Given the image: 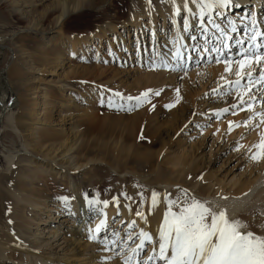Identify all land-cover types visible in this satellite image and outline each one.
Masks as SVG:
<instances>
[{"label": "rangeland", "instance_id": "374dc122", "mask_svg": "<svg viewBox=\"0 0 264 264\" xmlns=\"http://www.w3.org/2000/svg\"><path fill=\"white\" fill-rule=\"evenodd\" d=\"M138 3L139 0H126V16L121 17L117 13L120 10L119 7L117 8L118 4L116 3V6L112 0L106 2L104 0H0V113H2V107L7 106L5 114L11 115V121L8 123H4L3 116L0 118L2 129L0 131V174L11 170H8V155L11 153L15 156L24 154L27 151L25 150L27 145L28 150L36 154L29 170L36 171L38 164L45 166V170H37L39 175L41 173L40 176L43 175L42 183L53 184L54 176L56 177L55 171L63 165L61 168L63 171H59L62 179L57 178L58 184L54 183L51 186L54 195L49 198L28 194L9 183L8 179L2 180L0 203L3 201L7 203L2 205L3 216L0 218V227L5 233L14 234L13 237L18 239L25 250L19 249V254L16 256H11L1 250V264H35L43 259H46L48 264H122V257L116 255L120 251L119 247L113 245L112 251L102 250L109 246L108 241L113 238V231H119L121 235L126 233L127 222L120 211L106 218V225L99 233L94 231V238L89 239L88 229L94 230L103 219L102 201L112 200L109 187L119 188L117 184L103 181V179L100 186L87 183L95 171H98V167L102 166L113 173L118 167L120 176L126 177V180L120 181L119 185L138 192L144 188L136 176L138 178L144 176L146 181L156 182L158 164L163 165L164 161H168L166 166L171 168V162L176 161L177 155L173 151L181 148L177 143L186 141L185 146L190 147L191 150L183 158L185 160L183 165L192 164L189 168H177L191 171L190 175L194 176L197 182L206 174L207 169H210L208 173L216 176L211 179L217 180L222 176L213 170L216 171L220 162L212 163L207 160L209 147L204 146L206 137L204 139L202 134L213 125L215 118L210 119L209 113L204 110L195 112L194 107L196 106H193V102L199 101V98L196 100L193 96V89L197 85L188 84L182 87L180 83H184L183 80L179 79L174 82L171 77L168 78L169 83L166 82L160 86H154L153 83L158 73L162 71L165 73L162 79L168 74L171 76L172 73L177 75L183 73L171 67L161 66L164 63L171 64V41L177 34L173 33L174 25L170 22V14L162 15L156 11L155 2L151 0V5H149L151 12L148 13L150 15L142 14L135 28L132 23L128 26L129 21L125 27L123 22L137 11L136 4ZM63 5L75 8L61 25L64 36L60 35L62 31L58 28L50 29L55 25ZM248 5L247 12L254 13L253 4ZM183 15L184 13L177 17L178 27L180 26L181 29ZM109 24H116V28L107 30L106 34L97 31L100 29L98 27L103 28ZM40 30L49 32L45 35L46 38L39 36ZM83 35L92 36L89 40L91 44L75 47L77 51L74 57H71L68 51V37ZM187 35L188 33H185L187 42L184 43L189 47L193 43H200L198 40L192 41ZM202 41L205 42L204 39ZM88 57L92 59L87 60ZM194 60L185 62L187 72H192L194 67H197ZM117 70L121 72L120 78L116 76L110 82L107 81L109 77L114 76ZM73 71L77 74L73 75ZM144 75L152 76L149 77L152 86L140 87L138 84L137 87L134 86L135 80ZM192 80L196 83L195 79ZM177 86L184 94L182 102L178 103L175 96ZM144 90L148 92L147 103L145 101L137 107L134 100L127 99L140 96L137 93L140 91L144 93ZM156 91L160 92L159 96L155 95ZM117 92H121L120 94L124 96L119 98ZM170 103L174 106L166 107ZM231 104L232 102L229 101L225 107ZM135 113H142L143 123L139 121V125H130L131 120L128 116ZM193 113L196 114L193 115ZM229 113L221 116V119L227 117ZM110 114L119 119H117L118 125L128 124V129L133 132L128 140H123L127 147L119 146L118 136L115 135L116 137L108 136L105 139L110 141V146L103 148L100 152L96 151L87 155L86 151L75 153L74 149H69L70 146L81 143L82 138L75 137L78 135L77 132L84 129L90 131L92 127L91 130H97L102 123L108 120ZM124 114L126 116H120ZM195 116L197 118L193 119ZM186 124L188 129L185 133L183 128ZM7 130H11L16 135L14 145L13 138L6 135ZM90 137L95 141L99 136L97 133ZM90 137H88L89 140ZM38 138H45V146L42 149L39 148L40 150L32 147ZM170 146L173 150L169 149ZM242 146L245 147V144ZM248 146L246 145L247 148ZM8 147L13 150L7 151ZM121 148L124 150L120 151ZM128 151H130L129 157H127ZM136 154L141 157L140 160L134 159ZM71 155L80 159L99 157L103 159V162L90 163V166L84 169H72V160L69 158ZM195 158L197 162L194 163ZM162 167L166 169L164 165ZM169 168L163 172V180L176 179L179 175L176 170L174 175L169 174ZM240 170H243V167L239 168ZM22 172L19 171L20 174ZM123 181L124 185H122ZM147 183L148 185L145 184L147 190L141 191L145 192L143 206L145 203H151V193L148 192L158 188L154 184ZM87 186L91 197L101 202L97 204L98 207L101 206V213L91 214L89 219L83 218L84 211L88 213L83 196L84 187ZM190 191L192 190L189 189V193ZM171 194L175 197L178 191L175 195ZM64 197L68 199L65 200ZM138 200L129 203L132 212L140 211L139 208L142 205ZM111 202H113L112 207L117 208L115 202L113 200ZM123 203L128 204V202L121 204ZM165 210V203H163V212ZM140 227L136 222L135 231H139ZM147 250L146 246L145 252ZM105 256H111L113 259L105 260Z\"/></svg>", "mask_w": 264, "mask_h": 264}, {"label": "bare ground", "instance_id": "6f19581e", "mask_svg": "<svg viewBox=\"0 0 264 264\" xmlns=\"http://www.w3.org/2000/svg\"><path fill=\"white\" fill-rule=\"evenodd\" d=\"M104 1L106 2L107 0H104ZM118 1L121 3H119ZM112 2H114L116 6L118 4L117 8L118 7L120 8V10H118V12H117V13H119L118 15H121V17H125L126 16L125 15L126 14V6H125L126 0H112ZM154 2H155L154 3V9H156V11H158L162 15H165V13H169L171 16L172 9H171V5L168 3V0H163V3L161 2V0H154ZM176 2H177V4H180L181 0H176ZM237 2L240 5H242V7L241 8H233L230 11H228V13H227V14L231 13L229 15L230 18L236 19V24H237V27L239 29V31L237 33H230V35L232 37V40L230 41V43H232L233 45L235 43V39L237 37H239L240 35H242L245 31V24H242L240 22V20L237 18L245 16L246 11L249 8L248 4H251V3L253 4V7H252L253 10L252 11L254 12V14H255V12L257 13L256 16L258 18L260 26H261V28H264V10H263L264 7H262V0H237ZM136 5H137L136 6L137 11L134 14L132 13L130 16H128L127 19L123 22V25H125V27L127 26L126 23L129 21L130 24H128V26L131 25V23H132V26H134V28H135V25H138L140 22L139 19H140L141 15L142 14L145 15V14H148L151 12L149 4L147 3V0H139V3ZM112 6H114V4ZM190 7H192L193 10L195 11V5L190 4ZM259 9H262V10H259ZM73 10H75V8L72 9L71 7L63 5L62 6V12L60 13L59 17L57 18L55 25L50 27V29L58 28L60 31H62L61 25H63V22L65 21L66 17H68L72 13ZM138 10H140V11H138ZM182 13H183V10H182ZM148 15H150V14H148ZM195 23L196 22L193 21V24H195ZM178 25H179V23H178ZM178 25L173 26V28H172L173 33H177ZM224 26L227 27L226 21H224ZM98 28H100V29L97 31H100L102 34H106L107 30H114L116 28V24H109V25L103 26V28H101V26ZM190 31H192L193 34L196 33V35L198 37V39H197L198 42H200V43L203 42L202 40L204 38L200 36V29L194 27ZM39 33H40L39 36H41L42 38H46L47 36H45V35L47 33L49 34V32L47 30H40ZM62 34H63V31L60 33V35H62ZM214 35H215L214 33L209 35L208 39L205 42H203V44L207 43L208 46L211 47L213 39H214ZM54 36H52V38ZM62 36H64V34ZM91 37L92 36H89V35L88 36L83 35V36H78V37H74V38L69 36L67 39V43H69L68 51L70 52L71 57L72 56L74 57V55L77 51L75 49V47H77L79 45H83V44H91V43H89V40L92 39ZM185 41L187 42V39L185 38V33H184V41H182V42L184 43ZM188 44H189V42H188ZM233 50L235 51V46L233 47ZM90 55L93 57L92 53H90ZM195 55L192 53V56H194L193 59L196 60V59H198V57H196ZM89 58H91V57H88L87 60ZM69 59H70V57H69ZM195 60H194V64L196 65ZM192 66L193 65H191V67ZM86 71H87V68H86ZM90 73H91V71H90ZM120 73L121 72H118V70H117V72H115L114 76L109 77V79L107 81L110 82L116 76H118L116 78H120L119 77ZM72 74L76 75L77 73L75 74V71H73ZM163 74H165L163 71L158 73V75L156 76V78L153 81L154 86H158V85L160 86V85L165 84L166 82L169 83L168 78H170V77L174 80V82L176 80H179L180 77H183V79H180V80L184 81V83L183 82L180 83V86H182V87L187 86L188 84H191L192 86L197 85V87H195L193 89L194 90L193 96L196 97V100H197V98H199V101L193 102L195 104V105L193 104V106H196V107H194V109L196 110L195 112H197V111L201 112V110H204V112L207 111V113H209L208 110H215L218 108H223V107H225V105L227 103H229V101L232 103L235 102L234 99L231 100L233 98L232 96H224L222 99L214 100L211 97V95H206V94H210L211 90L217 88L218 85L223 84V81L220 79L221 76H225L228 79H234V76L232 74H230V73L226 74L224 72L223 63L217 64L212 60L205 59V60H203V62L200 66L194 67V70L192 72H187V75H185L184 73H179L178 75L176 73H172L171 76H170V74H168V75H166V77L164 79H162ZM150 76L151 75L140 76L138 79L135 80L136 83H133V85L137 87V84H138V86H140V87H145V86L148 87L147 85H151V78H149ZM192 79H195L196 83H193ZM173 80H171V82ZM111 83H113V82H111ZM192 86H190V87H192ZM113 87L115 88V86H112V88ZM257 87H259V86H257ZM177 89H179V97H180L179 102H182L181 99L184 97L183 91H181V88L178 86H177L176 90ZM144 92H145V90H144ZM253 92H255V88L253 89ZM120 93H119V98L124 96L123 94H120ZM137 94H141V91L138 92ZM234 95L235 94H233V96ZM175 96L177 98V91H176ZM245 99H247V97H245ZM147 100L145 103H147ZM260 107H261L260 104L255 105V108L257 110H259ZM6 108H7V106H3L2 107V113H0V118H2V116H3L4 123H6V122L8 123L9 121H11V115L7 114V113L5 114ZM192 112H193V110H192ZM89 113H91V112H89ZM249 115H250V113L246 109L244 111H240L239 109H237L235 115L230 111V113H229V115H227V117L224 116L225 118L221 119V117H220L219 119H215L213 125L210 128H208V130H205V132L202 134L204 136V137L202 136L204 139L206 137L204 146L209 147L208 152L206 151L208 153L207 154L208 155L207 160L211 161L212 163L213 162H215V163L220 162V166H218L216 171H215V169H213L215 173L219 172L220 173L219 175H222L220 177V179H217V180L211 179V178H216V176L208 173L210 169L209 170L207 169L205 171L207 175L205 173H203L205 175H203L202 177L199 178V182L195 181L194 180L195 177L190 175L192 172L185 170L186 167H188V168L191 167L190 165L192 163H190L188 165H185V164L183 165V163H185V160L183 158L188 154V152L191 150V148L188 146H185L186 141L183 142L180 139L182 142L181 143L178 142L177 145L179 147L181 146V148L179 150L173 151L177 155H176V161L171 162L172 163L171 168L166 166L169 163L168 161L163 162V165L165 166V168L166 169L169 168L168 169L169 174L174 175L175 170L179 173V175H177V178L176 179L175 178H172V179L169 178L168 180H163L162 174L166 169L165 170L163 169L162 164H158V167L156 169L157 170L156 182H151L150 180L146 181L144 179V176H141L139 178H138V176H136L137 179L139 180V182L142 184L141 186H143V188H144L143 190H139L140 192L139 191L137 192L136 190H135L136 192H133L134 190L132 191L131 188H129V187H123V186L119 185V182L122 180H126V177L122 178L120 176L121 173H118V171H119L118 167L115 168L116 171H114V173H113V171L111 172L109 169L103 168L102 166L98 167V171H95V173L92 175L94 177L91 176L89 178L90 180L87 183L100 186L103 183V181L105 180L107 182L117 184L119 186V188L116 186L117 189H113L114 187L112 188V187L108 186L109 188H111L110 193H111L112 197L115 196L119 199V201L121 203L122 202H128V204L127 203L126 204L120 203L119 208H114V207H112L113 202H111L112 201L111 200V201H109V204L107 207H105V206L103 208L101 206L98 207L97 204L90 207L87 200L85 199V195L87 194L88 199H92V200H94V199L91 197L90 192H89V187L87 186V187H84L83 196H84V199L86 201V209L88 210V213H86L84 211L83 218L85 217V218L89 219V218H91V214L99 215L101 213V209H102V213L106 214V215H102L103 219L108 218L110 215H112L116 211H118V212L120 211L121 215L123 216V219L127 222L126 226L129 223H131L132 221H136L141 226L140 229L143 228L144 230L149 231L153 235H155L157 232V229H158V225L162 221V218H163V213H164L163 212V203L164 202L162 199L163 196L161 197V203L156 207L151 206V203H147V204L145 203V205H148L147 207L145 205H144L145 206L144 207L143 204H141L144 208L141 206L142 208L140 207L139 209L141 212L145 213V216L147 217V223H145L144 220H141L140 218L136 217V215H135L136 211L132 212L133 210H131V207L130 208L125 207V205H129L130 202L133 203L134 200L139 199V197L136 198L138 196L137 194L141 193V191L147 190V186H145V184L148 185L147 182H149L151 184L156 185L158 188L155 191H157L158 193H161V194H163L164 192H167L170 194L173 193V195H175L178 191L177 186H179V189H181V188L187 189L188 188L187 190L188 191H189V189L192 190V191H190V193L194 192L196 197H198L202 200H210V201H212L213 204H215L219 208H226L227 213L230 217H235V218H238L242 221L249 222L252 225L251 230H253V231L257 232V234H259L260 229H259V227H257V225L264 223V215H262V213H264V159H260L259 161L251 160L249 158V155L246 152V149H247L246 145L247 146L249 145L248 147H250L253 143L258 142L261 133H264V123H261L259 125V127H255V125L257 123H259L258 119H255L252 123V126L245 127L243 125V121L246 120ZM85 116H86V114H85ZM109 116L110 117L108 118V120L105 121L104 123H102V125L100 127H98L97 130L96 129L91 130L93 128L92 127L90 129V131H87L86 129H84L81 132H77L78 135H76L75 137L76 138L77 137L82 138L81 143L76 144L74 146L72 145V146H70L69 149L70 150L74 149L75 153L86 151L87 155L92 154L96 151L100 152L103 148L110 146V141H106L105 139L108 136H115V135L118 136V141L120 142L119 146L123 145V147H127V146H125V143L123 142V140H125V139L128 140L129 136L133 135V132H131L130 129H128L129 128L128 124H125V125L122 124L123 126L118 125L117 121L119 119L116 117H113L112 114H110ZM120 116L121 117L126 116V114L120 115ZM142 116H143L142 113H135V114L128 116L130 119L128 117H126V118L131 120L130 125H132V124L139 125V121H140V123H143L142 121L144 120V117H142ZM196 118H197V116L193 117V119H196ZM189 119H191V116H189ZM121 120L122 119H120V121ZM230 120L234 121V122H239L240 127L234 128L233 131L229 133L227 131V127H228V121H230ZM90 121H91V119H90ZM140 126H141V124H140ZM4 127H5V125L3 124L2 128L4 129ZM81 129H83V128H81ZM187 129H188V125L186 124V126H184V128H183V130H185V133H186ZM1 130L2 129H1V125H0V131ZM95 130L98 133L99 137L96 138L95 141H93V139H91L90 135L97 134L95 132ZM193 131L196 132V130H193ZM185 133H183V135ZM6 135L13 138L12 143L14 145L16 142V139H15L16 135L14 133H12L11 130H7ZM57 136L60 137L59 135H57ZM136 136H137V134H136ZM189 136L190 135H188V137ZM88 137H90V140L88 139ZM124 137H126V138H124ZM180 138H184V137H180ZM138 140H140L139 137H138ZM236 142H239L241 145L245 144V147L242 146V148L239 151H233L232 149L235 146ZM134 143L137 144L136 141H134ZM44 144H45V138H40V139L38 138L32 147L36 150L39 148L42 149L43 146H45ZM27 147H28V145L25 147V150H27V151L24 154L22 153V154L15 156V155H11L12 154L11 153L8 155L9 156L8 157V162H9L8 170H10V169L11 170L6 172V173L0 174V185H1V182L3 179L4 180L8 179L9 183L16 185L15 186L16 188H19V190H22L28 194L30 193L31 195L38 196V197H43V196H46L47 198L52 197L54 195V193L51 189L52 188L51 186L54 183L58 184L59 181L57 180V178L62 179V175L59 174V171L61 170V168H63V165H60L59 169L55 171L56 177L54 176L53 184H50L48 182H47V184H44L41 182L43 175L40 176L41 173L39 175L37 173V170L38 169L39 170H45V166L38 164V168L36 169V171L32 172L29 170V167H31L32 162H33L32 159L34 156H36V154L29 151L28 150L29 148H27ZM171 148H172V146L169 147V149H171ZM242 149H244L243 152H242ZM8 150L12 151L13 149L11 147H8L7 151ZM123 150H124V148L120 149V151H123ZM171 150H173V149H171ZM213 152H214V154H213ZM202 153H204V152H202ZM129 155H130V151H128L127 157H129ZM202 155H204V154H202ZM166 156H168V155H166ZM195 156L196 155H194V157ZM69 158L72 160L71 161L72 169L77 168V170L84 169L87 166H90L89 165L90 163H101V162H103V159H101L99 157H97L98 159L97 158L80 159V158H74L73 155H71V156H69ZM196 158H198V157H196ZM134 159L140 160L141 157L136 154ZM24 161H25V163H23ZM195 161L197 162V159L194 160V163H195ZM177 167H185V168H177ZM241 167H243V170L239 171V168H241ZM19 171H23L22 174H20ZM61 171H63V170H61ZM103 172H105V173H103ZM15 174L17 175L16 177H15ZM188 175H190V177H188ZM132 177H135V176H132ZM93 178H94V180H92ZM120 178H122V179L120 180ZM102 179H103V181H102ZM124 184H125V182L123 181L122 185H124ZM108 190H110V189H108ZM105 191H107V190H105ZM121 193H126L127 197H131V199L130 200L127 199L124 195H121ZM144 193L145 192H143V194ZM148 193H151V191H149ZM221 197H227V199H222ZM148 202H150V201H148ZM6 203H7V201L6 202L3 201L2 203H0V218L3 216L2 205H6ZM100 207H101V209H100ZM93 232L91 233L92 236L94 234ZM10 233H12V231ZM13 235H10L9 233H5L2 230V228L0 227V254L2 253L1 250L5 251L4 253L10 254L11 256L12 255L16 256L19 254V249L23 248V246L18 241V239H15L16 238L15 236H14L15 238L13 237ZM23 249L25 250V248H23ZM29 250H30V247H29ZM28 252H30V251H28ZM32 254H34V253H32ZM36 263L37 264H48V261L46 259H43L40 262H36Z\"/></svg>", "mask_w": 264, "mask_h": 264}, {"label": "snow or ice", "instance_id": "6c2138e0", "mask_svg": "<svg viewBox=\"0 0 264 264\" xmlns=\"http://www.w3.org/2000/svg\"><path fill=\"white\" fill-rule=\"evenodd\" d=\"M161 2L163 3V0ZM147 3L151 5V0H147ZM168 3L172 9L170 22L174 26L178 25L177 17L181 16L183 10V25L182 29L177 27V34L171 41V64L164 63L161 66L171 67L187 75L185 62L193 60L192 53L198 57L195 60L197 66L205 59L217 64L223 63L224 72L232 74L234 79L221 76L223 84L206 95H211L214 100L232 96L235 102L228 107L209 110V118L219 119L230 111L235 115L237 109L240 111L246 109L250 115L243 121V125L250 127L253 121L258 119L259 123L255 127H259L264 123V28H261L257 16L246 11L245 16L237 18L245 24V31L235 39L233 45L230 43L232 40L230 33H237L239 29L236 19L230 18L227 13L233 8L242 7L237 0H181L180 4H177L176 0H168ZM190 4L195 5V11ZM193 21L196 23L193 24ZM224 21L227 27L224 26ZM194 27L200 29V36L205 41L209 35L215 34L211 47L207 43H193L189 47L182 42L184 33H188L192 41H197V35L190 31ZM176 91L178 103L179 89ZM155 95L159 96L160 92L156 91ZM127 99L134 100L135 106L138 107L148 99V92ZM256 104L261 105L259 110L255 108ZM173 106L171 103L166 105L169 108ZM237 127H240L239 122L228 121L229 133ZM241 148L242 145L236 142L232 150L239 151ZM246 152L253 161L264 159V133H261L258 142L248 147ZM177 187L178 195L175 197L167 192L161 194L155 190L151 191V206H158L162 196L166 206L155 235L143 228L135 231L136 222L132 221L127 225L124 235L119 231H113V238L108 241L109 246L102 250L112 251L113 245L119 247L120 251L116 255L122 257V264H264V223L257 225L260 229L257 234L251 230L252 225L249 222L230 217L226 208H219L212 201L202 200L189 193L187 189ZM121 195L131 199L126 193ZM137 195L138 202L143 204L145 202L143 192ZM85 199L90 207L101 203L88 199L87 194ZM112 200L119 208V199L113 196ZM102 204L107 207L109 201L104 200ZM125 207L130 208V205ZM135 215L147 223L144 212L136 211ZM105 225L106 219H101L94 230L89 228V239L94 238L91 235L93 231L99 233ZM104 259L112 260L113 257L105 256Z\"/></svg>", "mask_w": 264, "mask_h": 264}]
</instances>
